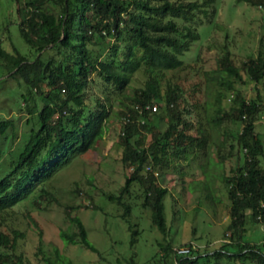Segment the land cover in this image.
<instances>
[{
  "label": "trees",
  "instance_id": "1",
  "mask_svg": "<svg viewBox=\"0 0 264 264\" xmlns=\"http://www.w3.org/2000/svg\"><path fill=\"white\" fill-rule=\"evenodd\" d=\"M15 1L21 16L20 33L36 55L27 60L15 48L14 54L0 50L7 69L19 74L27 87L21 102L26 113L21 142L15 150L7 151L9 156L0 164V222L3 211L29 196L35 204L55 201L51 187L46 186L47 179L101 135L110 102L106 104L97 95L85 101L94 74L103 90L109 88L119 94L125 87L130 88L124 96L126 101H121L118 141L123 146L122 160L131 170L118 195L108 193L107 197H122L135 181L144 192L143 204L149 207L152 222L164 233L162 198L166 187L157 182L152 166L163 165L168 152L193 154L207 141L204 129L196 125L201 104L194 91L187 92L192 99L189 102L180 83L171 80L167 72L190 66L177 54L197 37L194 18L201 11L206 15L205 6L213 0H50L59 6L57 14L42 5L45 0ZM244 1L264 9V0ZM111 34L113 40L108 38ZM216 64L218 73L209 76L215 82L214 100L219 102L221 90L235 92L228 109H214L213 122L228 119L238 127L234 144L229 142L230 149L219 153L223 159L236 148V163L221 177L229 200L225 228L229 238L202 253H192L193 249L186 255L174 253L175 262L219 264L221 259H236L240 264H264L261 244L242 240L246 217L264 224V161L258 160L264 146L254 129L256 114L261 110L260 96L256 92L247 97L236 89L241 76L225 44ZM241 65L249 82H258L264 75V51L248 55ZM139 74L141 82L134 79ZM131 80L135 82L132 86ZM145 104H156V110L144 108ZM160 121L164 122L162 129ZM7 127L11 128V139L15 136L12 120L0 118V133L4 134ZM152 144L159 147L158 154L149 150ZM5 148L8 149L0 146V158ZM239 151L243 155L241 162ZM147 164L150 169H145ZM69 219L78 230L59 229V237L94 249L79 217ZM135 232L132 230L131 242ZM37 234L39 259L47 264H56V260L72 264L56 247L53 256L43 254L39 230ZM23 237L24 231L15 227L0 230V264H31L16 251V242Z\"/></svg>",
  "mask_w": 264,
  "mask_h": 264
},
{
  "label": "rangeland",
  "instance_id": "2",
  "mask_svg": "<svg viewBox=\"0 0 264 264\" xmlns=\"http://www.w3.org/2000/svg\"><path fill=\"white\" fill-rule=\"evenodd\" d=\"M42 5L54 14L59 12V6L50 0H45ZM205 8L206 15L201 11L194 18L197 37L190 41L186 50L177 54L190 66L167 72L171 80L180 83L189 102L192 99L187 92L194 91L201 107L198 108L200 121L195 117L193 120L204 129L207 141L203 149L193 154L168 152L163 165L154 163L152 166L157 172V182L166 187L162 198L166 231L161 232L152 222L151 211L143 204L144 192L135 181L122 197H107L108 193L118 195L131 170L122 160L123 146L118 141L122 123L121 101H126L124 96L130 93V88L125 87L119 94L109 88L103 90V84L93 74L94 82L86 89L88 97L85 101L97 95L106 104L110 102L101 135L47 179L46 186L51 187L55 201L35 204L29 196L1 213L0 230L15 227L24 231V237L16 242V251H20L28 262L47 264L36 253L38 230L42 253L53 256L56 247L72 264H176L173 247L177 245L191 242L194 244L192 253H202L217 248L229 238V231L225 233L229 222V200L221 177L236 163V148H232L234 154L223 159L219 153L230 149L229 142L234 144L238 127L228 119L214 124L213 117L216 107L228 109L235 91L221 90L219 102L215 101V82L209 76L218 73L216 60L225 44L241 76V81L235 83L236 89L247 97L259 93L261 110L256 114L254 129L259 132L264 146V75L256 83L249 82L241 65L248 55L264 51V9L244 0H213ZM20 17L15 0H0V50L14 54L15 48L31 60L36 52L20 33ZM108 38L113 40L114 37L111 34ZM6 64L0 56V118L12 120L15 136L9 139V127L5 128L4 134L0 133V146L8 147L0 164L9 156L7 151L15 150L20 144V131L25 129L26 116L21 109L26 84L19 74L9 71ZM134 79L142 81L140 74L134 75ZM130 82L131 86L135 83ZM158 125L162 129L164 122L160 121ZM148 148L159 153L156 145H148ZM242 159L239 151L238 162ZM258 160L259 163L264 161V151ZM73 215L81 220L86 238L94 249L80 242H65L59 237V229L78 230L69 219ZM245 227L242 240L257 242L264 250V224L246 217ZM132 230H136L133 242ZM166 244L169 248L164 250ZM56 264L64 263L56 260ZM219 264L240 262L221 259Z\"/></svg>",
  "mask_w": 264,
  "mask_h": 264
},
{
  "label": "built area",
  "instance_id": "3",
  "mask_svg": "<svg viewBox=\"0 0 264 264\" xmlns=\"http://www.w3.org/2000/svg\"><path fill=\"white\" fill-rule=\"evenodd\" d=\"M156 107H157L156 104H152L151 106H149V104L144 105V108H150L151 110H156ZM145 169H150V164L145 165ZM152 173L154 175L157 174L156 170L154 169H152ZM193 247H194V244L191 242H188V243L180 244V245L173 247V251L175 254L186 255L190 253Z\"/></svg>",
  "mask_w": 264,
  "mask_h": 264
}]
</instances>
